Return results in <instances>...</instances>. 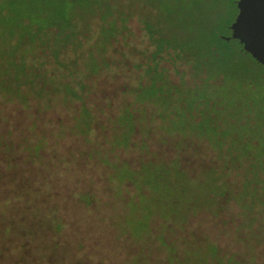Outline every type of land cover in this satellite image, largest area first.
Returning a JSON list of instances; mask_svg holds the SVG:
<instances>
[{
	"label": "trees",
	"instance_id": "1",
	"mask_svg": "<svg viewBox=\"0 0 264 264\" xmlns=\"http://www.w3.org/2000/svg\"><path fill=\"white\" fill-rule=\"evenodd\" d=\"M77 2L0 0V264H102L104 261L103 258L88 255L85 238H79L70 229L72 219L69 214L63 212L52 194L44 190L45 181L33 175L35 163L42 161L41 152L49 145L47 131L52 135L54 145L62 140L67 145L65 155L69 158L63 156L60 162L66 159L71 163L78 162L77 172L74 170L76 178L88 180L90 169H102L100 177L105 185L100 190L104 193L109 189L115 199L112 201L109 198L107 202L114 209L113 219L116 224L125 222L130 231L120 232L135 242L155 238L159 242L158 247H165L167 251L161 264H240L235 256L222 255L213 243L205 244L204 250L197 243H191L198 257L180 258L176 255V243L166 242L163 234L175 226L185 225L190 209L196 205L221 207L222 200L230 198L240 208L239 214L243 217L241 226L247 234L255 237L256 222L260 223L264 233V115L257 111L247 120L223 118L216 112L215 106L219 97L217 84L226 82L229 69L234 67L232 61L242 53H250L244 51L237 38L227 40L222 37L225 35L222 34L223 29L228 31L226 35L231 33L229 21L222 23L212 35L203 32L189 37L181 45L187 58L184 62L191 66L195 76H205V81L199 85L196 78L198 82L189 85L190 88L186 84V87L184 84L173 86L170 97L159 101L164 110L169 109L173 113L171 119L176 124L169 128L170 131L160 130L158 138L161 141L164 135H172L178 146H175L174 156L157 160L147 140H143L142 149L133 147V137L139 130L132 109L128 108L130 114L125 110V114L113 107L114 99L117 100V95L121 94L117 83H96L94 80L92 87L90 79L80 78L78 82L73 73L74 64L63 59V55L59 61L71 65L60 67L58 62L46 57L53 45L43 46L47 27L59 20L67 21ZM58 49L53 46V51ZM124 50L127 65L138 57L136 49L127 47ZM118 71L120 74L109 78L118 80L119 77L129 76L134 81L139 72L132 70L131 66L126 73L120 68ZM179 76L178 80L171 77L172 81L180 84L183 79L184 83L190 84L183 78V73ZM80 85H84L83 90L90 89L88 94L78 92ZM154 87L158 86L152 85ZM95 90L104 97L93 98ZM156 94H160L157 89ZM148 96L151 97V93ZM48 111L53 114L44 121L41 113ZM56 113L64 114L66 118H60ZM12 115H20L21 118L13 122ZM100 118L109 122L110 128L103 122L100 126ZM39 126L40 130L33 131ZM189 127L195 133H206L203 138L217 156L213 159L221 162L218 158L222 156L218 149L221 148V152L228 155V161L225 160L224 165L211 163L206 168L194 170V173L184 167L179 153L185 149L191 152L197 150L196 142H184L181 137V132L183 135L192 132ZM85 140L96 145H106L108 141H114V144L109 155L101 151L99 161L91 154L94 145ZM73 144L79 145L75 148ZM116 146L127 149H116ZM19 149L26 151L23 161L19 160ZM227 149L229 152H226ZM114 150L123 152V161L115 160ZM130 150L132 155H128ZM138 153L147 155L141 165L135 158ZM229 170H236L240 175L236 187L231 181L223 179ZM201 175L208 178L207 184L212 189L220 190L218 197L195 193L200 189L192 180L200 181ZM164 176H168L171 188L186 191L182 198L173 196L169 207L162 205V201L157 204L152 198L155 191L163 190L165 182L160 183L159 178ZM173 189L170 190L174 193L176 190ZM74 191L75 200L82 202L86 209L94 202H101L94 191ZM119 207L121 210L117 212ZM156 220L161 225L159 232L153 235L152 221ZM135 255L132 264H150L149 257Z\"/></svg>",
	"mask_w": 264,
	"mask_h": 264
},
{
	"label": "rangeland",
	"instance_id": "2",
	"mask_svg": "<svg viewBox=\"0 0 264 264\" xmlns=\"http://www.w3.org/2000/svg\"><path fill=\"white\" fill-rule=\"evenodd\" d=\"M236 6L235 0H78L75 8L68 14L70 19L68 22L59 20L47 27L43 46L53 44L50 50L44 48L46 51L49 50L46 57L53 59L55 63L58 62L60 67L74 64L72 71L78 82L80 78L90 79L92 87L94 80L96 83L99 81L117 83L121 94L117 95V100L114 99L113 107L127 114H130L128 108L132 109L139 130L133 137L135 141L133 147L137 150L142 149L143 140H147L150 150L155 151L154 159L167 160L176 154L177 141H173L172 135L166 137L164 135L160 141L159 131H170L169 128L175 127L176 123L171 119L173 113L169 109L164 110L160 102L170 97L173 86L181 84H184V87L191 86L198 80L199 85H202L205 81V76H195L191 66L184 62L187 58L181 45L188 41L189 37H196L203 32L212 35L226 21H229V26L237 12ZM223 31L222 34L225 35L228 32L226 29ZM53 46L59 47V51H53ZM127 47L136 49L138 53V57L131 60L128 65L124 50ZM61 55L70 63L59 61ZM232 63L234 67L229 69L226 82H220L216 87L219 96L215 102L216 112L223 118L241 120H247L257 111L264 115V64L247 53H242ZM130 66L132 70H139L135 80L131 77L134 81H131L129 76L119 77L118 80L109 78L118 75L119 68L126 73ZM182 73L183 78L190 84L184 83L183 79L180 84L172 81L178 80ZM152 85L158 87L152 88ZM83 86L80 85L78 92L88 94L90 89L83 90ZM156 89L160 94H156ZM149 93L151 97L148 96ZM96 96L104 97V94H99L95 90L93 98ZM52 114L50 111L41 113L44 121ZM56 116L66 118L64 114L56 113ZM20 118V115H16L11 117V120L17 122ZM99 122L100 126L103 122L110 128L109 122L101 118ZM188 129L191 130L190 127ZM38 130L40 126L36 130L33 129ZM181 134L184 142L185 140L196 142L197 147L194 152L185 149L179 153L184 167L194 173V170L206 168L211 163L225 164L228 155L222 153L221 148H218L222 154L218 157L221 162L213 159L214 150L203 138L205 132L192 131L186 135L182 132ZM51 136L47 131L49 145L41 152L42 159L37 158L42 161L37 160L35 163L33 175L45 181L44 190L52 194L63 212L69 214L72 219L70 229L74 235L85 238L88 255L103 258L102 264H132V257L136 253V257H149L150 264H161L162 257L166 256L167 251L165 247H158L159 242L155 238L146 242H135L121 233H127L123 230L130 231L126 228L125 222L116 224L113 219L114 209L107 202L109 198L112 201L115 199L109 189L104 193L100 190L105 185L104 179L100 177L102 169H90L91 176L88 180L76 178L78 162L71 163L66 159V162L61 163V157H68L65 155L67 145L63 140L54 145ZM85 141L94 145L91 154L98 160L101 151H106V155H109L111 152L109 150L114 144V141H108L106 145ZM181 143L182 141L178 144ZM78 145L73 144L75 148ZM119 148L127 149L125 146H116V149ZM130 151L128 155L133 154L132 150ZM226 152H229V149ZM18 153L19 160L23 161L26 151L19 149ZM122 153L114 150L113 157L117 162L118 159L123 161ZM135 158L138 165H141L147 155L138 153ZM167 179L168 176L159 178L160 183L165 182L164 186L162 185L163 190L155 191L152 198L157 204L162 201V205L169 207L173 196L182 198L186 191L171 188ZM223 179L231 181L236 187L240 175L236 170H229ZM199 180H192L200 189L195 193L212 197L220 195L219 189H212V186L207 184L208 178L205 175ZM75 189L96 192L101 199V205L94 202L86 209L81 205L82 202L75 200L76 195H73L76 193ZM170 189L177 192L173 193ZM179 192L182 193L175 194ZM190 193L192 194L188 192ZM222 201L221 207L200 204L190 209L185 225L175 226L163 234L166 242L176 243V255L181 256L180 258L198 257L191 243H197L202 249L205 244L213 243L217 245L222 255H233L240 264H264V233L260 223L255 224V237H250L247 230L241 226L243 217L239 214L240 208L236 201L231 198ZM118 210L121 208H117V212ZM159 225L161 224L157 220L152 221L153 235L159 232Z\"/></svg>",
	"mask_w": 264,
	"mask_h": 264
},
{
	"label": "water",
	"instance_id": "3",
	"mask_svg": "<svg viewBox=\"0 0 264 264\" xmlns=\"http://www.w3.org/2000/svg\"><path fill=\"white\" fill-rule=\"evenodd\" d=\"M238 11L230 22L231 33L225 39L237 38L244 51L264 64V0H236Z\"/></svg>",
	"mask_w": 264,
	"mask_h": 264
}]
</instances>
